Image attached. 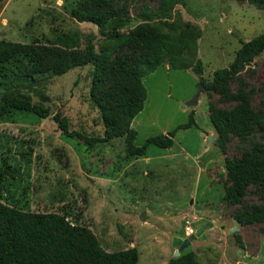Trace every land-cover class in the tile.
<instances>
[{
    "label": "rangeland",
    "instance_id": "374dc122",
    "mask_svg": "<svg viewBox=\"0 0 264 264\" xmlns=\"http://www.w3.org/2000/svg\"><path fill=\"white\" fill-rule=\"evenodd\" d=\"M76 2L4 0L0 42L51 45L59 35L76 32L83 49L91 39L98 50L103 37L96 26L70 17ZM112 5L124 7L131 18L122 30L127 33L148 19L160 0H114ZM175 10L185 24L201 30L197 52L206 82L215 70L229 66L242 42L264 34V9L253 0H184ZM246 70L254 71V76L246 75L254 88L252 107L264 118V52ZM91 71L90 66L74 68L35 92H25L33 103L49 108L47 119L15 111L0 120V164L8 157L16 168L15 178L4 182V202L34 213L67 215L73 224L89 228L107 252L135 247L138 264H166L188 253L202 264H264V224L241 227L233 219L262 204L256 189L250 188L237 205L222 200L224 158L241 157L252 142L264 143V137L257 133L247 142L233 139L222 155L199 78L191 70L164 64L142 79L146 100L131 124L137 133L134 145L141 147L148 138L186 124L190 115L194 126L179 130L171 148L150 145L143 157L127 156L124 138L88 147L63 135L52 116L60 112L70 131L85 137L104 136L100 114L89 97ZM199 89L197 104L186 106ZM185 220L194 221L195 240L182 249L190 240Z\"/></svg>",
    "mask_w": 264,
    "mask_h": 264
},
{
    "label": "trees",
    "instance_id": "16d2710c",
    "mask_svg": "<svg viewBox=\"0 0 264 264\" xmlns=\"http://www.w3.org/2000/svg\"><path fill=\"white\" fill-rule=\"evenodd\" d=\"M183 1L160 0L156 11H149L148 19L122 33L131 24L124 7H114V0H77L70 17L96 26L103 37L98 50L91 39L83 49L76 32L59 35L51 45L0 42V120L15 111L47 119L51 116L49 108L33 103L25 92H35L71 69L90 66L89 97L100 114L104 136L93 139L70 131L67 118L57 112L52 119L62 134L78 138L88 147L124 138L129 157L145 156L150 145L169 149L179 130L194 126L192 115L186 124L148 138L141 147L134 145L137 133L131 129L146 100L142 79L166 64L172 70H191L199 78L209 98V121L222 155L226 156L233 139L247 142L257 133L264 137V118L252 107L254 88L246 80V75L254 76V71L248 72L246 67L264 52V34L242 42L229 66L215 70L212 80L206 82L197 52L201 30L185 24L175 10ZM253 3L264 9V0ZM213 97L229 107H220ZM8 159L4 157L0 164V264H138L135 247L107 252L89 228L73 224L67 215L34 213L4 202V182L14 179L16 173ZM224 165L225 204H239L250 188H255L263 201L236 213L234 221L241 227L264 224V143L252 142L241 157H225ZM235 239L243 249L240 236L235 234ZM166 264L202 263L188 253Z\"/></svg>",
    "mask_w": 264,
    "mask_h": 264
},
{
    "label": "water",
    "instance_id": "95a60500",
    "mask_svg": "<svg viewBox=\"0 0 264 264\" xmlns=\"http://www.w3.org/2000/svg\"><path fill=\"white\" fill-rule=\"evenodd\" d=\"M200 88H203V85H201ZM200 93H201V90L199 89L197 94L190 101H188L185 105L189 106V107L196 105L197 104V99H198ZM193 240H195L194 236L190 237V240H186L184 242L183 246H182V249L185 248L187 245H189L190 241H193ZM175 255L177 256L178 253L176 252Z\"/></svg>",
    "mask_w": 264,
    "mask_h": 264
},
{
    "label": "built area",
    "instance_id": "2783aa9c",
    "mask_svg": "<svg viewBox=\"0 0 264 264\" xmlns=\"http://www.w3.org/2000/svg\"><path fill=\"white\" fill-rule=\"evenodd\" d=\"M193 222L194 221L190 222L188 220H185V222H184L185 223L184 232H185V235L187 236V238L194 236V230L192 228Z\"/></svg>",
    "mask_w": 264,
    "mask_h": 264
}]
</instances>
